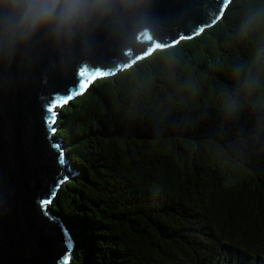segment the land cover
<instances>
[{"label": "trees", "instance_id": "16d2710c", "mask_svg": "<svg viewBox=\"0 0 264 264\" xmlns=\"http://www.w3.org/2000/svg\"><path fill=\"white\" fill-rule=\"evenodd\" d=\"M70 264H264V0L61 108Z\"/></svg>", "mask_w": 264, "mask_h": 264}, {"label": "water", "instance_id": "95a60500", "mask_svg": "<svg viewBox=\"0 0 264 264\" xmlns=\"http://www.w3.org/2000/svg\"><path fill=\"white\" fill-rule=\"evenodd\" d=\"M232 0H114L72 37L18 40L0 27V264H70L74 239L51 206L75 175L60 110L97 79L199 36ZM81 94L73 93L80 91ZM54 122L48 111L55 101Z\"/></svg>", "mask_w": 264, "mask_h": 264}, {"label": "clouds", "instance_id": "9594fccd", "mask_svg": "<svg viewBox=\"0 0 264 264\" xmlns=\"http://www.w3.org/2000/svg\"><path fill=\"white\" fill-rule=\"evenodd\" d=\"M114 0H0V27L18 40L38 32L72 37L112 9Z\"/></svg>", "mask_w": 264, "mask_h": 264}, {"label": "snow or ice", "instance_id": "6c2138e0", "mask_svg": "<svg viewBox=\"0 0 264 264\" xmlns=\"http://www.w3.org/2000/svg\"><path fill=\"white\" fill-rule=\"evenodd\" d=\"M86 85H87V82L83 83L81 90L73 93V95H75V94H81V92L83 90V87H86ZM70 99H72V95H69L66 98H62L60 100L55 101V103L51 107H49L48 111L50 113H52V121L53 122H54V119H55V113L53 111L54 107H56L57 105H62L63 103H67V101L70 100Z\"/></svg>", "mask_w": 264, "mask_h": 264}, {"label": "rangeland", "instance_id": "374dc122", "mask_svg": "<svg viewBox=\"0 0 264 264\" xmlns=\"http://www.w3.org/2000/svg\"><path fill=\"white\" fill-rule=\"evenodd\" d=\"M66 105H67V104H65L63 107H65ZM63 107H62V108H63ZM73 176H75V175H73ZM72 178H73V177H72Z\"/></svg>", "mask_w": 264, "mask_h": 264}]
</instances>
